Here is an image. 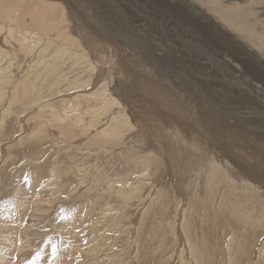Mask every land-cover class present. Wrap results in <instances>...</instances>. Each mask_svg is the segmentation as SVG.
I'll return each mask as SVG.
<instances>
[{
  "label": "rangeland",
  "instance_id": "374dc122",
  "mask_svg": "<svg viewBox=\"0 0 264 264\" xmlns=\"http://www.w3.org/2000/svg\"><path fill=\"white\" fill-rule=\"evenodd\" d=\"M35 1L37 3L40 2L41 6L51 5L53 7L51 9L52 12L50 14L46 13L44 15L46 17L44 18H47V21L51 23L55 21L59 24L51 31V34L48 32L44 35L46 39L42 38L38 41L36 48H45L46 50H36V57L37 53L39 56L41 54L44 56L47 55L45 56V59L48 62H53L52 60L57 57L58 59H56H60L59 61L61 63L65 62L64 65L68 66L67 68H72L79 63H83L81 65L82 68L84 65V70L82 69L83 73L85 74L87 71V74L85 75L88 76L84 75L83 77H86L85 81H88V83L83 81L84 86L72 89L71 86H69V80L64 81V78L60 76L64 71L62 68L57 71L60 72V75L58 74L57 77H53L50 74L51 70H47V67H40L41 69L36 68L34 70L33 66L30 65L32 59L29 57V54L24 55L21 62L10 58L5 59L3 56L12 52V48H20L21 38L28 37L35 41L32 36H28V33H26L25 30L29 33L37 32L38 27L30 20V17L33 15V12L31 14L33 8L28 9V12L21 19L14 21L18 22V25H15L14 23V28L12 29L8 28L9 24L7 23L10 21H2L0 18V41H2L0 42V73H2L0 74V264H196L195 258L192 255L199 250L203 251V249L205 252L206 250L210 251L209 248H211V242L209 243V240H212L211 237L214 238L216 234L215 231H217V227L215 224L220 223L219 221L221 219L219 220V218L222 214H225V206L228 205L229 208L232 207L231 212H233V210L236 211L235 205H237L238 202L234 198L239 195V187L241 186L240 179H242L243 176L255 185V189H260L257 190L258 193L255 189H251L255 196H252V199H254L249 203L250 205H255V208H257V206L262 207H258L257 209V211L259 210V212H261V216L252 213L251 220L244 219V222L248 228H250V226L252 227L253 232L251 234L253 237L256 236L254 238L255 241L253 240L254 247L250 249L251 263L253 264V262H255V264H262L264 260L261 257L264 255V253H262L264 252V250H262L264 249V168L262 167V165L264 166V129H262L264 128V117L261 114L262 111H264V58H262L264 56L262 53H257L254 48L252 50L249 46L250 44L244 41V35L237 34L221 21H218V19L209 12L210 10L207 8L204 0L203 2L200 0H90L91 4L87 0H66L70 5L64 4L63 0H48V3L46 2L47 0ZM220 1H225L224 3L227 2L226 0ZM234 1L238 3L246 2V0H232V2ZM250 1L251 0H249V2ZM255 1L259 4L264 0ZM56 4H59V6ZM92 4L96 6L93 8ZM100 4L103 5V7H98ZM133 5L136 7L134 8ZM251 6H253V4H251ZM58 7L60 8L59 10ZM67 8L68 10H66ZM248 9L249 7L246 8L245 12L248 11ZM113 10H115V12H113ZM117 10L118 12H116ZM140 10L142 11L140 12ZM74 11L76 14H73L75 13ZM102 11L104 13H102ZM246 13L248 14V12ZM230 15L232 14H229V17ZM72 16L73 18H71ZM56 17L58 21L55 19ZM151 17L153 18L151 19ZM249 17L250 16L247 15V19L244 20L245 24L252 21L249 20L251 18ZM100 18L101 20H99ZM98 23H101L100 26ZM257 23L262 25H256ZM67 24L68 26H66ZM80 24H84L86 28L92 27V35L96 33L94 36H102V38L99 37L101 41L94 36H87L85 31L78 27ZM254 24L256 29L260 30L258 32L262 33V36L264 37V17H259L254 20ZM96 25L98 26L96 27ZM157 27L158 29H156ZM3 28L6 29L4 30ZM15 31L18 33H14ZM134 32L135 34H133ZM118 33L123 35H119ZM65 36L70 37L75 43H69L67 45L64 42V39H66ZM140 38H142V41ZM121 39L123 43L121 42ZM135 39L140 42H136ZM132 40H134L135 43ZM47 42L50 43L49 47L46 45ZM52 43H54V45H52ZM142 44L147 45L148 48L147 46L146 48L145 46L142 47ZM124 45L125 47H123ZM192 46L194 47L192 48ZM129 47L130 49H128ZM140 48H142V50H140ZM69 51H72L73 56H75L70 57L69 54H67ZM111 51L113 53H111ZM107 52L109 53L107 54ZM227 53L235 55L241 62V64L239 62L233 63L236 64V66L229 67L232 69L231 72H234V74L239 77V80L237 79V81L231 79V76H228L226 72L227 66L224 65L225 63L223 62L222 57ZM119 56L124 60V63L131 68L130 73L135 76L134 80H132L133 86L121 87L120 89L118 88L119 90H116L115 87L114 89H111V86L114 85L113 72L117 69V61L120 59ZM149 56L151 58H149ZM63 58L66 59L63 60ZM104 58L112 59L105 60ZM136 59L140 61L137 62L138 60ZM107 61L110 62L106 63ZM151 61L156 62L162 69L164 67L166 68L162 71L163 76L160 78L162 81L156 75L154 76L148 71V63ZM212 61H215V63ZM95 63L97 65H95ZM209 67L211 68V71ZM6 68L9 70L7 71ZM16 68H20V71H17ZM204 68L206 70H204ZM21 69L22 71L25 70L24 73ZM166 71L169 72V79L165 75ZM18 72L20 73L18 74ZM32 72L34 73L32 74ZM197 72L200 73L199 76ZM26 73H30L31 75L29 76V74L27 75ZM179 73L183 75L184 73L188 74L191 80L188 81L189 79L184 78V76H181ZM242 75H245V77ZM97 76L100 77L98 78ZM107 76L110 77V79ZM18 78L20 79L17 80ZM212 78L218 80L222 79L223 81L228 80V83L219 82L217 84V89L219 90L218 92H221L228 100H234L231 104L218 101L215 97L216 93H212L209 89L206 90L207 85L204 81L212 83ZM11 79L13 80L12 83ZM103 79L110 80L109 92L111 93L109 94L113 97L116 96L115 99H117V103L121 105L120 108L123 109L122 111H125L124 113L128 116L132 129L126 131L116 141L105 142L102 144L104 138L101 135L103 133H99L109 125L110 119L108 116L112 115V117H114L115 114L113 112L115 110L117 111L118 106L117 104H114L103 108L102 106L100 107L98 102L85 97V95L95 93L98 89L96 86H100L104 81ZM91 80L93 81L91 82ZM233 81L238 83L235 84ZM191 82H194L196 85L195 88L200 91L196 92L195 89L193 90L194 87L191 86ZM61 83L63 85L62 88H70V92H59L53 95L54 97L44 96L46 95L43 94L44 88H46L45 86L52 88L55 84ZM5 84L7 85L6 87ZM27 84H29V86ZM234 84L236 86H234ZM34 85H36V87H34ZM245 86L246 89L244 88L243 90L241 87ZM28 87L30 88L27 89ZM202 91H206L205 94L210 95L206 96ZM10 92L11 94L9 95ZM237 92L240 94L239 96H237ZM60 93H62V95ZM197 93L199 95L202 94L206 101L202 99L200 100ZM24 97L26 98L24 99ZM49 97H51L50 100ZM211 98L216 101L213 100V102H211ZM63 99H69L72 101L74 99L77 100L76 102H78V104L73 109L70 106L65 105L62 102ZM255 99L256 101H261L263 107H259L262 111L258 108L257 103H255ZM46 101L50 103L49 109L48 102ZM80 101L82 103H80ZM45 104H47V108L45 107ZM239 104L242 105L243 108L235 109L234 107ZM210 105L214 106L215 110L219 109L216 111L217 113H220L223 109L220 114L225 113L224 117L230 116L229 118H233V121L238 122L237 124L239 125H236L235 123L237 127L234 125H231L230 127L227 125L228 122L225 121L226 119H224V117L222 118L223 120L221 119L220 121L218 118H214V116L212 117V115L208 114V111L214 113V110H211L212 108H210ZM229 105L232 109H230L231 107ZM67 107H70L71 109H68ZM180 109L182 111H180ZM247 109L251 110L247 111ZM226 110H230L229 113H223V111ZM84 112L88 113L86 114ZM53 114L55 117L52 119L50 115ZM122 115L123 114H119V117ZM89 117H93L95 118V121L98 120L100 122L92 129L93 131L85 126L86 123L84 120L88 121ZM81 119H83L82 122ZM241 119H245V121L243 122ZM239 120L245 125L243 126L239 123ZM62 123L65 126H63ZM18 124L20 126H18ZM256 127L261 130L256 129ZM62 128H66L65 131H63ZM97 128L99 129L97 130ZM94 133L98 134V138H96L95 142L90 143L89 139L95 135ZM258 134H260V136ZM62 137L65 139L64 141H62ZM212 137L215 140L211 139ZM254 138H256V140ZM68 139L69 141H67ZM99 139H101V144H98L100 143ZM214 143H216V145ZM192 144L194 146H192ZM199 146L203 149H200ZM170 147L171 151L169 150ZM69 148L70 150H68ZM204 148L210 153H207L206 150L202 151ZM99 151L102 152L100 153ZM176 152L179 154L177 153V155ZM134 154L135 157L133 156ZM208 154L210 156L213 154L211 156L214 159L212 163L214 168L218 171L216 172V181L220 186L218 185V190L215 191L218 196L216 195V200L214 199V202L217 201L218 203L216 202L214 204L213 202L212 205L209 204V208H206L207 206H198L202 204V201H193L192 204L188 199L187 193L192 191L197 181L200 182V184L202 181L205 182V175L201 176L202 174H200L201 172L199 170L201 169L203 172L205 168L209 167L207 164H209L210 160L203 161L205 159L204 155L209 157L207 156ZM94 156L95 160H91L94 159ZM229 157L236 159L238 164L243 162L245 164L249 163L252 167H249L250 169H248V166L246 167L247 169L244 167L245 175L241 173L243 175L241 178L237 173L234 175L231 173L233 176H230L231 174L229 175L226 172L223 164L217 162V159L222 162L229 161ZM141 158L142 160H140ZM148 158L150 159L148 160ZM87 159L89 164H84L83 161ZM144 159L146 161H144ZM147 161H149L147 164L148 166H144ZM204 163H207L206 166ZM158 165L159 167H157ZM193 167H196L197 170ZM232 169L237 171L236 167H232ZM230 183H235L236 189ZM174 188L175 190L173 192ZM198 188L201 193H204V189H202V187L200 188L199 184ZM228 189L231 191L229 192ZM126 193L128 194L126 195ZM172 193L174 194L172 195ZM221 193L224 194V196ZM226 193L228 196H226ZM179 197L182 200L179 199ZM169 199H171V201ZM221 199H223L224 202ZM254 202L259 203L256 204ZM183 204L185 205L183 206ZM190 204L197 207L193 210V208H191L193 206ZM202 213L204 214L202 215ZM182 215L188 217L183 218ZM226 215L228 216L229 214ZM226 215H222L223 219L221 220V223L222 221L223 223L226 221ZM192 217H194V219ZM213 219L217 222L215 223ZM166 221H172V223L170 224ZM190 224L192 228L190 227ZM224 224H227L228 227L226 232H230L229 235L232 236L233 230H231V223L226 222ZM207 227H213L211 230H213L214 233L213 231L209 233L210 229ZM232 227L236 228V224L232 225ZM238 230L241 231L240 229ZM242 231V233H246L248 230L244 228ZM170 242L173 243L171 244ZM261 243L263 244L261 245ZM173 249L175 250L173 251ZM257 254L259 256H257ZM208 258L213 261L217 259L212 255H208ZM227 260H230V262L234 264L232 261L235 260L232 257L229 259L227 258ZM215 264H217V262Z\"/></svg>",
  "mask_w": 264,
  "mask_h": 264
},
{
  "label": "bare ground",
  "instance_id": "6f19581e",
  "mask_svg": "<svg viewBox=\"0 0 264 264\" xmlns=\"http://www.w3.org/2000/svg\"><path fill=\"white\" fill-rule=\"evenodd\" d=\"M41 1V0H40ZM44 1V0H43ZM64 2V4H66V5H68L69 4V0L68 1H66V0H63ZM72 1V0H71ZM89 3H90V0H87ZM97 1V0H96ZM114 1V0H113ZM112 1V2H113ZM127 1V0H126ZM130 1V0H129ZM199 1V0H198ZM200 1H202L203 2V0H200ZM227 2L226 3H224V2H222V1H220V0H204V2H205V4L207 5V8L210 10L209 12L210 13H212L217 19H218V21H221L223 24H225L228 28H230L232 31H235L237 34H242V35H244L243 36V38L245 39L244 41H246L247 43H249L250 45V47L252 48V50H253V48H254V50H256V52L257 53H262V55L264 56V37L262 36V33H260V32H258V31H260V30H258V29H256V27H255V24H254V20H256V19H258L259 17H264V1H261L259 4L255 1V0H251L250 2H249V0H246V2L245 3H238V2H232V0H230V1H228V0H226ZM237 1V0H236ZM47 3H48V0L46 1ZM51 2V1H50ZM50 2H49V4H50ZM62 2V1H61ZM133 2V1H132ZM42 4H44L43 2H41ZM54 3H55V1H54ZM58 3V2H57ZM107 3V2H106ZM114 3V2H113ZM118 3V2H117ZM135 3V2H134ZM164 3V2H163ZM249 3V4H248ZM39 6H37V5ZM91 4V3H90ZM101 4H103V3H101ZM100 4V6H98V7H103V5H101ZM204 4V5H205ZM251 4H253V6H251ZM255 4H257V5H255ZM47 5V4H46ZM56 5H58L59 6V4H56ZM55 5V6H56ZM70 5V4H69ZM86 5V4H85ZM89 5V4H88ZM93 5V4H92ZM91 5V6H92ZM99 5V4H98ZM108 5H109V3H108ZM107 5V6H108ZM122 5V4H121ZM125 5V4H124ZM129 5V4H128ZM136 5V4H135ZM185 5V4H184ZM80 6V5H79ZM96 6V5H95ZM94 5H93V8L95 7ZM119 6V5H118ZM127 6V5H126ZM137 6H139V5H137ZM141 6V5H140ZM43 7H45V8H43ZM57 7V6H56ZM66 7H68V6H66ZM66 7H64V8H66ZM86 7V6H85ZM84 7V8H85ZM133 7H134V5H133ZM136 7V6H135ZM134 7V8H135ZM247 7H249V9H248V11H246V12H248V14L245 12V10H246V8ZM30 8H33V11H31V14H32V12H33V15L30 17V20H31V22L32 23H34L37 27H38V30H37V32H28L27 30H25L26 31V33H28V36L30 35V36H32L34 39H35V41H33V40H31V39H29L28 37L27 38H21L22 40L20 41V48L19 49H14V48H12L11 50H12V52H10V53H7V54H5V56H3L5 59H8V58H10V59H14V60H16V61H22V58H23V56L24 55H27V54H29V57L32 59V63H30V65H32L33 66V68H34V70L36 69V68H40V67H47V70H51V72H50V74L53 76V77H57L58 76V74L60 73V72H57V71H59L60 70V68H62L64 71H63V73L60 75L62 78H64L63 80L64 81H68L69 80V82H70V85L69 86H71V88L73 89V88H78V87H81V86H84V84H83V81H85V79H86V77H83L85 74H87V71H86V73L84 74L83 73V70H84V65H83V68L81 67V65L83 64H81V63H79V64H77L76 66H74V67H72V68H67L68 66H65L64 65V63H61L59 60H57L56 58L55 59H53L52 61L53 62H48L46 59H45V56H47V55H42L41 54V52H40V56H39V54L37 53V57H36V50H46L45 48H36V44H38V41L39 40H41L42 38H45L44 37V35L45 34H47L48 32H50V34L52 33L51 31L53 30V29H55L59 24H57V22H53V23H51V22H49V21H47V18L45 19L44 17H46V16H44L46 13L48 14H50L51 12H52V6L50 5H47V6H41L40 5V2L39 3H37L35 0H12V1H7V0H0V18H1V20L3 21V20H8V21H10L9 23H7V24H9V29L11 28H14V23H15V25H18V22H14V21H17V19L19 20V19H21L27 12H28V9H30ZM39 8H40V10H39ZM62 8V7H61ZM63 8V9H64ZM74 8V7H73ZM109 8V7H108ZM124 8V7H123ZM127 8V7H126ZM60 8L58 7V10H59ZM99 9V8H98ZM104 9V8H103ZM105 9H106V6H105ZM140 9H141V7H140ZM181 9V8H180ZM32 10V9H31ZM66 10H68V8L66 9ZM95 10V9H94ZM109 10H111V9H109ZM116 10V9H115ZM115 10H113V12H115ZM119 10V9H118ZM118 10L116 11V12H118ZM132 10V9H131ZM144 10H145V8H144ZM71 11V10H70ZM77 11V10H76ZM93 11V10H92ZM100 11V10H99ZM98 11V12H99ZM126 11V10H125ZM142 10H140V12H141ZM63 12V11H62ZM72 12V11H71ZM70 12V13H71ZM75 12V11H74ZM94 12H96V11H94ZM101 12V11H100ZM111 12V11H110ZM112 12V13H113ZM135 12V11H134ZM137 12H138V10H137ZM136 12V13H137ZM144 12V11H143ZM102 13H104L103 11H102ZM146 13V12H145ZM73 14H76V12L75 13H73ZM77 14H79V13H77ZM89 14V13H88ZM106 14V13H105ZM114 14V13H113ZM121 14H122V12H121ZM142 14V13H141ZM229 14H232V15H230V17H229ZM58 15V14H57ZM69 15H72V14H69ZM91 15V14H90ZM107 15V14H106ZM138 15H140V14H138ZM247 15H249L250 17V19L249 20H252L251 22H247L246 24H245V22H244V20H246L247 19ZM47 16H49V15H47ZM93 16V15H92ZM91 16V17H92ZM97 16V15H96ZM110 16V15H109ZM29 17V16H28ZM58 17H60V16H58ZM122 17H124V16H122ZM141 17H142V15H141ZM162 17V16H161ZM209 17V16H208ZM50 18V17H49ZM71 18H73V16L71 17ZM97 18V17H96ZM147 18V17H146ZM153 17H151V19H152ZM52 19V18H51ZM50 19V20H51ZM56 20H57V17L55 18ZM75 19V18H74ZM91 20H93V19H91ZM95 20V19H94ZM96 20H98V19H96ZM99 20H101V18L99 19ZM98 20V21H99ZM141 20V19H140ZM147 20V19H146ZM260 20H262V19H260ZM58 21V20H57ZM64 21V20H63ZM138 21V20H137ZM175 21V20H174ZM205 21V20H204ZM125 22H126V20H125ZM149 22V21H148ZM152 22V21H151ZM150 22V23H151ZM96 23H97V21H96ZM104 23V22H103ZM109 23V22H108ZM149 23V24H150ZM165 23V22H164ZM213 23V22H212ZM255 23H256V21H255ZM262 23V22H261ZM101 24V23H100ZM100 24L98 23V25L100 26ZM126 24V23H125ZM136 24V23H135ZM160 24V23H159ZM260 24V23H259ZM258 23L256 24V25H259ZM23 25V24H22ZM86 25H87V23H86ZM93 25H94V23H93ZM98 25H96V27L98 26ZM103 25V24H102ZM154 25V24H153ZM262 24H260V26H261ZM24 26V25H23ZM26 26H28V25H26ZM66 26H68V24L66 25ZM65 26V27H66ZM148 26V25H147ZM155 26V25H154ZM153 26V27H154ZM260 26H258V27H260ZM2 27V26H1ZM6 27V26H5ZM65 27H63V28H65ZM79 28H81V29H83L84 31H85V33H86V35L87 36H89V37H91V36H94V35H92L93 33L91 32L92 31V27L91 28H86L85 26H84V24L83 25H81L80 24V26H78ZM88 27H89V25H88ZM117 27V26H116ZM137 27V26H136ZM156 27V26H155ZM28 28V27H27ZM115 28V27H114ZM160 28H161V26H160ZM191 28V27H190ZM219 28V27H218ZM4 29V28H3ZM6 29V28H5ZM4 29V30H5ZM29 29V28H28ZM37 29V28H36ZM74 29H76V28H74ZM117 29V28H116ZM156 29H158V27L156 28ZM173 29V28H172ZM33 30H35V29H33ZM118 30V29H117ZM1 31V30H0ZM24 31V30H23ZM72 31V30H71ZM70 31V32H71ZM94 31V30H93ZM100 31H102V30H100ZM133 31H134V29H133ZM168 31V30H167ZM218 31V30H217ZM7 32V31H6ZM10 32V31H9ZM13 32V31H12ZM64 32V31H63ZM97 32V31H96ZM103 32V31H102ZM101 32V33H102ZM105 32V31H104ZM113 32V31H112ZM142 32V31H141ZM165 32V31H164ZM3 33V32H2ZM14 33H18V32H14ZM61 33V32H60ZM221 33V32H220ZM260 33V34H259ZM9 34V33H8ZM55 34V33H54ZM66 34V33H65ZM106 34H108V33H106ZM105 34V35H106ZM119 35H123V34H120V33H118ZM132 34V33H131ZM133 34H135V32L133 33ZM166 34V33H165ZM207 34V33H206ZM12 35V34H11ZM10 35V36H11ZM18 35V34H17ZM67 35V34H66ZM102 35V34H101ZM118 35V36H119ZM1 36V35H0ZM7 36V35H6ZM61 36H62V34H61ZM117 36V35H116ZM125 36V35H124ZM134 36H136V35H134ZM165 36V35H164ZM206 36V35H205ZM4 37V36H3ZM12 37H13V35H12ZM11 37V38H12ZM22 37H24V36H22ZM55 37V36H54ZM66 37V39H64L65 41V43L68 45L69 43L70 44H74L75 42H74V40H72L70 37H68V36H65ZM94 37H96V38H98V40H100L101 41V39H99V37L100 38H102V36H100L99 35V37H97V36H94ZM106 37V36H105ZM115 37V36H114ZM149 37V36H148ZM210 37V36H209ZM8 38V37H7ZM10 38V37H9ZM31 38V37H30ZM48 38V37H47ZM56 38H57V36H56ZM122 38V37H121ZM125 38H126V36H125ZM132 38V37H131ZM135 38H137V37H135ZM160 38V37H159ZM218 38V37H217ZM231 38V37H230ZM46 39V38H45ZM106 39H107V37H106ZM105 39V40H106ZM116 39V38H115ZM119 39H120V37H119ZM142 38H140V40H141ZM193 39V38H192ZM1 40V39H0ZM12 40V39H11ZM108 40V39H107ZM117 40H118V38H117ZM131 40V39H130ZM136 40V39H135ZM9 41V40H8ZM76 41V40H75ZM128 41V40H127ZM133 42H134V40H132ZM142 41V40H141ZM177 41V40H176ZM0 42H2V41H0ZM6 42V41H5ZM15 42V41H14ZM37 42V43H36ZM42 42H44V41H42ZM61 42H63V41H61ZM77 42H80V41H77ZM76 42V43H77ZM121 42H122V39H121ZM129 42V41H128ZM131 42V41H130ZM136 42H140V41H138V40H136ZM234 42V41H233ZM7 43V42H6ZM56 43V42H55ZM123 43V42H122ZM135 43V42H134ZM145 43H146V41H145ZM167 43V42H166ZM236 43V42H235ZM11 44H12V42H11ZM50 43L49 42H47L46 43V45H47V47H49L50 45H49ZM80 44V43H79ZM78 44V45H79ZM104 44H105V42H104ZM111 44H113V43H111ZM147 44V43H146ZM150 44V43H149ZM239 44V43H238ZM52 45H54V43H52ZM110 45V44H109ZM108 45V46H109ZM121 45V44H120ZM125 45H127V44H125ZM125 45L123 46V47H125ZM133 45V44H132ZM135 45V44H134ZM137 45H139V44H137ZM167 45V44H166ZM203 45V44H202ZM232 45V44H231ZM15 46V45H14ZM142 47L143 46H145V48H146V46L147 45H141ZM163 46V45H162ZM182 46V45H181ZM199 46V45H198ZM16 47V46H15ZM18 47H19V45H18ZM43 47V46H42ZM55 47V46H54ZM70 47V46H69ZM127 47V46H126ZM194 46H192V48H193ZM248 47V46H247ZM4 48V47H3ZM109 48H111V47H109ZM115 48V47H114ZM135 48V47H134ZM139 48V47H138ZM137 48V49H138ZM144 48V49H145ZM147 48H148V46H147ZM199 48H201V47H199ZM209 48V47H208ZM106 49V48H105ZM128 49H130V47L128 48ZM133 49V48H132ZM143 49V50H144ZM154 49V48H153ZM33 50H35V51H33ZM57 50H58V48H57ZM117 50V49H116ZM140 50H142V48H140ZM148 50V49H147ZM185 50V49H184ZM194 50H195V48H194ZM202 50V49H201ZM200 50V51H201ZM83 51V50H82ZM150 51V50H149ZM186 51V50H185ZM45 52V51H44ZM105 52V51H104ZM141 52H143V51H141ZM202 52V51H201ZM86 53V52H85ZM109 52H107V54H108ZM111 53H113L112 51H111ZM147 53H148V51H147ZM47 54V53H46ZM49 54V53H48ZM66 54V53H65ZM67 54H69V56L70 57H74L73 56V52L72 51H69V52H67ZM66 54V55H67ZM103 54V53H102ZM106 54V55H107ZM208 54V53H207ZM211 54V53H210ZM86 55V54H85ZM105 55V56H106ZM110 55V54H109ZM134 55V54H133ZM132 55V56H133ZM148 55V54H147ZM215 55V54H214ZM224 55V54H223ZM259 55V54H258ZM91 56V55H90ZM89 56V57H90ZM113 56V55H112ZM112 56H109V57H112ZM145 56V55H144ZM220 56V55H219ZM115 57V56H114ZM154 57V56H153ZM213 57V56H212ZM216 57V56H215ZM225 57H227V58H225ZM116 58V57H115ZM119 58H120V56H119ZM146 58V57H145ZM149 58H151L150 56H149ZM218 58V57H217ZM221 58V57H220ZM262 58H264V57H262ZM64 59H66V58H63V60ZM105 59V58H104ZM110 59H112V58H109V59H105V60H110ZM208 59V58H207ZM211 59V58H210ZM214 59H216V58H214ZM222 59H223V62L225 63L224 65H226L227 67V74H228V76L230 75L231 76V79H233V80H236L237 81V79L239 78L236 74H234V72L232 73L231 72V70L232 69H230L232 66H236V64H233V63H236V62H239L240 64H241V62H240V60L238 59V58H236V56L235 55H232V54H229V53H227V54H225V56H223L222 57ZM230 59V60H229ZM3 60V59H2ZM1 60V61H2ZM99 60V59H98ZM136 60H138V59H136ZM135 60V61H136ZM153 60V59H152ZM160 60V59H159ZM6 61V60H5ZM99 61H101V60H99ZM114 61V60H113ZM140 60H138L137 62H139ZM157 61V60H156ZM218 61H219V59H218ZM253 61V60H252ZM30 62V61H29ZM63 62V61H62ZM93 62V61H92ZM103 62V61H102ZM108 62H110V61H107L106 63H108ZM118 63H117V69H115V73L113 72V77H114V85H112L111 86V89H114V87H115V89L116 90H119L121 87H126V86H133V82H132V80H134V76L135 75H133L132 73H130L131 72V68H129L128 66H127V64L126 63H124V60L123 59H119L118 61H117ZM158 62V61H157ZM200 62V61H199ZM198 62V63H199ZM210 62V61H209ZM213 62V61H212ZM9 63V62H8ZM7 63V64H8ZM12 63V62H11ZM114 63V62H113ZM172 63V62H171ZM213 63H215V61L213 62ZM246 63V62H245ZM10 64V63H9ZM13 64V63H12ZM72 64V63H71ZM149 64V66H148V71L149 72H151V74H153L154 76L156 75L159 79L163 76V74H162V71L163 70H165L164 68L162 69L158 64H159V62H158V64L156 63V62H153V61H151L150 63H148ZM181 64V63H180ZM29 65V64H28ZM29 65V66H30ZM94 65V64H93ZM95 65H97L96 63H95ZM99 65V64H98ZM143 65V64H142ZM187 65V64H186ZM215 65V64H214ZM213 65V66H214ZM217 65V64H216ZM222 65V64H221ZM9 66H11V65H9ZM20 66V65H19ZM72 66V65H71ZM177 66V65H176ZM240 66V65H239ZM247 66V65H246ZM15 67V66H14ZM25 67H28V66H25ZM97 67V66H96ZM110 67V66H109ZM114 67V66H113ZM173 67V66H172ZM178 67V66H177ZM230 67V68H229ZM249 67V66H248ZM5 68V67H4ZM9 68V67H8ZM105 68V67H104ZM103 68V69H104ZM203 68V67H202ZM210 68V67H209ZM214 68V67H213ZM218 68V67H217ZM216 68V69H217ZM7 69V68H6ZM17 69V71H20L19 69L20 68H16ZM32 69V68H31ZM31 69H29V70H31ZM41 69V68H40ZM83 69V70H82ZM113 69V68H112ZM146 69V68H145ZM175 69V68H174ZM191 69H192V67H191ZM9 69H7V71H8ZM11 70V69H10ZM14 70V69H13ZM44 70V69H43ZM43 70H41V71H43ZM53 70V71H52ZM107 70H110V69H107ZM147 70V69H146ZM177 70V69H176ZM204 70H206L205 68H204ZM209 70V69H208ZM207 70V71H208ZM237 70V69H236ZM2 71V70H1ZM12 71V70H11ZM21 71H22V69H21ZM25 71V70H24ZM24 71H22L23 73H24ZM102 71V70H101ZM103 71H105V70H103ZM210 71H211V68H210ZM216 71V70H215ZM246 71V70H245ZM5 72V71H4ZM21 72V73H22ZM28 72V71H27ZM147 72V71H146ZM194 72V71H193ZM218 72V71H217ZM237 72V71H236ZM253 72V71H252ZM6 73V72H5ZM8 73V72H7ZM15 73H16V71H15ZM20 72H18V74H19ZM34 72H32V74H33ZM37 73V72H36ZM104 73V72H103ZM198 73V76H199V72H197ZM242 73V72H241ZM0 74H2V73H0ZM27 74V73H26ZM29 74V76L31 75L30 73H28ZM27 74V75H28ZM38 74V73H37ZM41 74H43V73H41ZM179 74H181V73H179ZM209 74H210V72H209ZM217 74V73H216ZM216 74H213V75H216ZM240 74V73H239ZM22 75V74H21ZM20 75V76H21ZM35 75V74H34ZM40 75V74H39ZM38 75V76H39ZM166 77H168V79H169V72L168 71H166ZM183 74H181V76H182ZM189 75H191V74H189ZM193 75V74H192ZM202 75H204V74H202ZM6 76V75H5ZM33 76V75H32ZM85 76H87V75H85ZM175 76H177V75H175ZM184 78H187V79H189L188 81H190L191 79H190V77L188 76V74H186V73H184ZM207 76V75H206ZM211 76V75H210ZM243 77H245V75H242ZM19 77V76H18ZM88 77V76H87ZM98 77V76H97ZM100 77V76H99ZM98 77V78H99ZM108 77V76H107ZM171 77V76H170ZM209 77V76H208ZM217 77V76H216ZM250 77V76H249ZM1 78H3V77H1ZM24 78H25V80H26V77L24 76ZM33 78V77H32ZM109 79H110V77H108ZM157 78V79H158ZM177 78V77H176ZM215 78V77H214ZM4 79V78H3ZM20 78H18L17 80H19ZM21 79H22V77H21ZM30 79V78H29ZM38 79H39V77H38ZM42 79H43V77H42ZM49 79V78H48ZM156 79V78H155ZM158 79V80H159ZM172 79V78H171ZM170 79V80H171ZM178 79V78H177ZM199 79V78H198ZM213 79V78H212ZM12 80V79H11ZM24 80V81H25ZM45 80V79H44ZM61 80V79H60ZM59 80V81H60ZM100 80V79H99ZM104 81H103V83L100 85V86H96V88H98L97 89V91L95 92V93H91V94H87V95H85V97H87V98H89V99H92V100H94V101H96V102H98V104L100 105V107L102 106L103 108H105V106H112V105H114V104H117V106H118V109H117V111H116V113H115V111L113 112L115 115H114V117H112V115H109L108 117H109V119H110V123H109V125L107 124V123H105L106 125H108L106 128H104V130L103 131H101L99 134H102L101 136L104 138L103 140H102V144L103 143H108V142H113V141H116L119 137H121L126 131H129L130 129H132V126H131V124H130V120L128 119V116L122 111L123 109H121L120 108V104L119 103H117V99H115V97H113L112 95H110L109 93H111V92H109V89H110V87H109V84H110V80H105V79H103ZM161 80V79H160ZM167 80V79H166ZM184 80V79H183ZM201 80H202V78H201ZM204 80V79H203ZM210 80V79H209ZM239 80V79H238ZM27 81V80H26ZM28 81H30V80H28ZM41 81V80H40ZM49 81V80H48ZM58 81V82H59ZM93 80H91V82H92ZM162 81V80H161ZM175 81V80H174ZM181 81V80H180ZM212 81V83H210V82H207V81H204V82H206V85H207V87H206V90L207 89H209V91H211L212 93H216V95H215V97L218 99V101H222V102H227L228 104H231L232 103V101H234V100H232V99H227L226 97H224V95L221 93V92H218L219 90L217 89L218 88V83L219 82H225V83H228L227 81H223L222 79L221 80H218V79H213V80H211ZM13 82V80L11 81V83ZM17 82V81H16ZM32 82V81H31ZM44 82H46V81H44ZM51 82V81H50ZM88 83V81H85V83ZM172 82V81H171ZM177 82V81H176ZM182 82V81H181ZM185 82V81H184ZM183 82V83H184ZM234 82V81H233ZM254 82V81H253ZM10 83V84H11ZM23 83V82H22ZM21 83V84H22ZM25 83V82H24ZM36 83H38V82H36ZM39 83H41V82H39ZM55 83V82H54ZM64 83H66V82H64ZM173 83V82H172ZM235 83V82H234ZM238 83V82H237ZM237 83H235V84H237ZM243 83H244V81H243ZM26 84V83H25ZM30 84V83H29ZM29 84H27L28 86H29ZM34 84V83H33ZM93 84V83H92ZM97 84V83H96ZM168 84V83H167ZM178 84V83H177ZM189 84V83H188ZM187 84V85H188ZM205 84V83H204ZM210 84H212V85H210ZM234 84V86H236ZM262 84V83H261ZM260 84V85H261ZM7 85H8V83H7ZM6 84H5V87L7 86ZM174 85V84H173ZM10 86V85H9ZM8 86V87H9ZM40 86V85H39ZM42 86V85H41ZM50 86V85H49ZM66 86H68V85H66ZM68 86V87H69ZM177 86V85H176ZM181 86H182V83H181ZM191 86L192 87H194L193 88V90L195 89V91L196 92H198V91H200V90H198L197 88H195V83L194 82H191ZM233 86V85H232ZM256 86V85H255ZM19 87V86H18ZM27 87V86H26ZM34 87H36V85H34ZM46 88H44V91H43V94H46V95H44V96H53V95H55V94H57V93H59V92H64V91H69V89L70 88H62L63 87V85H62V83L61 84H55L52 88L51 87H48V86H45ZM175 87V86H174ZM185 87H187V86H185ZM191 87V88H192ZM238 87V86H237ZM259 87V86H258ZM12 88V87H11ZM17 88V87H16ZM30 87H28L27 89H29ZM119 88V89H118ZM177 88H179V87H177ZM235 88V87H234ZM243 90H244V88L246 89V86L245 87H241ZM6 89V88H5ZM21 89V88H20ZM26 89V88H25ZM42 89H43V87H42ZM87 89V88H86ZM85 89V90H86ZM132 89V88H131ZM181 89V88H180ZM183 89V88H182ZM185 89V88H184ZM233 89V88H232ZM263 89V88H262ZM11 90V89H10ZM79 90H81V89H79ZM79 90H77V91H79ZM96 90V89H95ZM228 90V89H227ZM240 90V89H239ZM17 91V90H16ZM72 91V90H71ZM75 91V90H74ZM143 91V90H142ZM180 91V90H179ZM182 91V90H181ZM238 91V90H237ZM18 92V91H17ZM34 92V91H33ZM70 92V91H69ZM116 92V91H115ZM114 92V93H115ZM117 92H120V91H117ZM202 92H204V91H202ZM225 92V91H224ZM223 92V93H224ZM66 93H68V92H66ZM80 93V92H79ZM78 93V94H79ZM82 93V92H81ZM85 93V92H84ZM113 93V94H114ZM199 93H201V92H199ZM206 93V91L204 92V94ZM235 93V92H234ZM238 93V92H237ZM1 94V93H0ZM11 94V92L9 93V95ZM20 94V93H19ZM19 94H18V96H19ZM27 94V93H26ZM61 95H62V93H60ZM118 94V93H117ZM116 94V95H117ZM236 94V93H235ZM30 95H32V94H30ZM36 95H38V94H36ZM197 95L200 97V100L202 99V100H204V101H206V99L203 97V95L201 96V95H199L198 93H197ZM206 95V94H205ZM208 95H210V94H208ZM208 95H206V96H208ZM213 95V94H212ZM240 94L238 93L237 94V96H239ZM79 96V95H78ZM77 96V97H78ZM118 96V95H117ZM175 96H176V94H175ZM185 96V95H184ZM233 96H234V94H233ZM23 97V96H22ZM54 97V96H53ZM253 97V96H252ZM26 97H24V99H25ZM34 98V97H33ZM50 98L51 97H49V100H50ZM84 98V97H83ZM176 98V97H175ZM230 98V97H229ZM7 99V98H6ZM23 99V100H24ZM58 99H60V98H58ZM58 99H56V100H58ZM79 99H80V97H79ZM30 100V99H29ZM41 100V99H40ZM44 100V99H43ZM47 100V99H46ZM124 100V99H123ZM180 100V99H179ZM208 100V99H207ZM210 100V99H209ZM211 102H213V100H215V99H212L211 98ZM237 100V99H236ZM250 100V99H249ZM4 101V100H3ZM32 101V100H31ZM52 101V100H51ZM77 100H74L73 99V101L72 100H69V99H63L62 100V102L65 104V105H68V106H70L71 108H75V106L78 104V102H76ZM204 101H203V103H204ZM216 101V100H215ZM252 101V100H251ZM255 101H256V99H255ZM10 102V101H9ZM33 102V101H32ZM41 102V101H40ZM42 102H44V101H42ZM46 102H48V101H46ZM53 102V101H52ZM55 102V101H54ZM123 102V101H122ZM202 102V101H201ZM237 102H239V101H237ZM56 103V102H55ZM60 103V102H59ZM80 103H82L81 101H80ZM79 103V104H80ZM235 103V102H234ZM240 103H242V102H240ZM255 103H257V106H258V108L259 109H261L259 106H262L263 107V105H262V103H261V101H256ZM6 104V103H5ZM41 104V103H40ZM49 102H48V109H49ZM214 104V103H213ZM216 104V103H215ZM225 104V103H224ZM36 105V104H35ZM46 105L47 104H45V107H46ZM53 105V104H52ZM123 105V104H122ZM220 105V104H219ZM79 106V105H78ZM206 106H207V103H206ZM211 106V105H210ZM225 106V105H224ZM230 106V105H229ZM244 106H246V105H244ZM248 106V105H247ZM256 106V105H255ZM24 107V106H23ZM27 107V106H26ZM29 107V106H28ZM33 107H35V106H33ZM42 107V106H41ZM64 107V106H63ZM66 107V106H65ZM68 108V109H71V108ZM218 107V106H217ZM231 107V106H230ZM2 108V107H1ZM47 108V107H46ZM56 108V107H55ZM98 108V107H97ZM115 108V107H114ZM125 108V107H124ZM210 108H212L211 110L216 114L217 112L216 111H218V110H215V108H214V106H211ZM219 108V107H218ZM223 108V107H222ZM225 108V107H224ZM235 109L236 108H240V109H242L243 108V106L242 105H237V106H235L234 107ZM264 108V107H263ZM44 109V108H43ZM80 109H82V108H80ZM102 109V108H101ZM116 109V108H115ZM227 109V108H226ZM230 109H232V107L230 108ZM234 109V110H235ZM1 110V109H0ZM41 110V109H40ZM57 110V109H56ZM55 110V111H56ZM114 110V109H113ZM125 110V109H124ZM221 110V109H220ZM223 110V109H222ZM222 110H221V112H222ZM246 110V109H245ZM248 110H251V109H247V111ZM256 110V109H255ZM42 111H44V110H42ZM41 111V112H42ZM93 111V110H92ZM180 111H182L181 109H180ZM193 111V110H192ZM230 111V110H229ZM229 111H223V113L224 112H228L229 113ZM239 111V110H238ZM242 111V110H241ZM244 111V110H243ZM261 111H262V109H261ZM23 112V111H22ZM65 112V111H64ZM68 112V111H67ZM69 112H70V110H69ZM220 112V113H221ZM231 112H233V111H231ZM230 112V113H231ZM250 112V111H249ZM248 112V113H249ZM14 113V112H13ZM13 113H12V115H13ZM26 113V112H25ZM40 113V112H39ZM44 113V112H43ZM57 113V112H56ZM84 113H86V112H84ZM88 113V112H87ZM86 113V114H87ZM214 113H212V112H210V111H208V114H210V115H212V117L214 116V118H218L219 119V121L224 117V114H220L219 112V115H218V113L215 115ZM257 113H259V112H257ZM16 114V113H15ZM18 114V113H17ZM46 114V113H45ZM49 114V113H48ZM68 114V113H67ZM72 114V113H71ZM85 114V115H86ZM119 114H123L121 117H119ZM130 114V113H129ZM184 114H186V113H184ZM232 114V113H231ZM231 114H229V115H231ZM262 116L264 117V111H262ZM47 115V114H46ZM45 115V116H46ZM61 115V114H60ZM131 115V114H130ZM228 115V114H227ZM234 115V114H233ZM249 115V114H248ZM23 116V115H22ZM22 116H20V117H22ZM37 116H39V115H37ZM67 116V115H66ZM116 116V117H115ZM192 116V115H191ZM240 116V115H239ZM243 116V115H242ZM258 116V115H257ZM40 117V116H39ZM49 117V116H48ZM50 117L53 119V117H55L54 116V114L53 115H50ZM71 117V116H70ZM83 117V116H82ZM107 117V116H106ZM107 117V118H108ZM187 117H190V116H187ZM230 117V116H229ZM229 117H224V119H226L225 121L226 122H228L227 123V125L228 126H230L231 127V125H234V126H236V125H239V124H237L238 122H235V121H233V118H229ZM241 117V116H240ZM33 118V117H32ZM35 118H37V117H35ZM34 118V119H35ZM57 118H59V117H57ZM63 118V117H62ZM67 118V117H66ZM192 118V117H191ZM204 118V117H203ZM18 119V118H17ZM47 119V118H46ZM55 119V118H54ZM69 119V118H68ZM195 119V118H194ZM202 119V118H201ZM238 119V118H237ZM19 120V119H18ZM49 120V119H48ZM57 120V119H56ZM198 120V119H197ZM223 120V119H222ZM243 122L245 121V119L243 120V119H241ZM241 120H239V123H241L243 126L245 125L243 122H240ZM20 121V120H19ZM18 121V122H19ZM34 121V120H33ZM40 121V120H39ZM52 121V120H51ZM66 121V120H65ZM83 121V119H81V122ZM100 121H102V120H100ZM194 121V120H193ZM238 121V120H237ZM14 122V121H13ZM84 122L86 123H83V124H85V126H87V128L89 129V130H91V131H93L92 129L93 128H95L100 122L98 121V120H96L95 121V118H93V117H89L88 118V121H85L84 120ZM106 122V121H105ZM132 122H133V120H132ZM180 122H182V121H180ZM12 123V122H11ZM52 123V122H51ZM135 123H137V122H135ZM209 123V122H208ZM222 123V122H221ZM233 123V124H232ZM235 123H236V125H235ZM21 124V123H20ZM173 124V123H172ZM181 124V123H180ZM211 124V123H210ZM213 124H217V123H213ZM255 124H256V122H255ZM257 124H259V123H257ZM33 125V124H32ZM48 125V124H47ZM60 125V124H59ZM62 125H63V123H62ZM241 125V126H242ZM252 125V124H251ZM18 126H20L19 124H18ZM45 126V125H44ZM63 126H65V125H63ZM134 126H135V124H134ZM166 126V125H165ZM174 126V125H173ZM184 126V125H183ZM199 126V125H198ZM223 126H225V125H223ZM67 127V126H66ZM71 127V126H70ZM140 127V126H139ZM156 127V126H155ZM237 127V126H236ZM255 127V126H254ZM21 128V127H20ZM45 128V127H44ZM51 128V127H50ZM163 128V127H162ZM190 128V127H189ZM225 128H227V127H225ZM239 128H240V126H239ZM252 128V127H251ZM250 128V129H251ZM52 129V128H51ZM55 129V128H54ZM63 129V131H65V129L66 128H62ZM71 129V128H70ZM99 128H97V130H98ZM160 129H161V127H160ZM176 129V128H175ZM221 129V128H220ZM228 129V128H227ZM256 129H260V128H258V127H256ZM262 129H264V128H262ZM20 130V129H19ZM42 130V129H41ZM49 130V129H48ZM181 130V129H180ZM230 130V129H229ZM254 130V129H253ZM261 130V129H260ZM16 131V130H15ZM163 131V130H162ZM177 131V130H176ZM186 131V130H185ZM83 132V131H82ZM87 132V131H86ZM94 132H96V131H94ZM155 132V131H154ZM184 132V131H183ZM196 132V131H195ZM214 132V131H213ZM258 132V131H257ZM37 133V132H36ZM54 133V132H53ZM52 133V134H53ZM206 133V132H205ZM208 133H209V131H208ZM212 133V132H211ZM247 133V132H246ZM249 133H251V132H249ZM248 133V134H249ZM39 134V133H38ZM51 134V133H50ZM87 134V133H86ZM95 134V133H94ZM161 134H162V132H161ZM180 134V133H179ZM183 134V133H182ZM188 134V133H187ZM229 134V133H228ZM241 134V133H240ZM247 134V135H248ZM252 134V133H251ZM12 135V134H11ZM14 135V134H13ZM74 135V134H73ZM93 135V134H92ZM135 135V134H134ZM189 135V134H188ZM198 135V134H197ZM212 135V134H211ZM231 135V134H230ZM229 135V136H230ZM253 135V134H252ZM259 136H260V134H258ZM48 136V135H47ZM51 136V135H50ZM54 136V135H53ZM131 136V135H130ZM194 136V135H193ZM250 136V135H249ZM38 137V136H37ZM163 137V136H162ZM168 137V136H167ZM187 137V136H186ZM204 137V136H203ZM210 137V136H209ZM251 137V136H250ZM63 138V137H62ZM86 138V137H85ZM96 138H98V134H95L94 136H92L89 140V142L90 143H93V142H95L96 141ZM100 138V137H99ZM158 138V137H157ZM169 138V137H168ZM195 138V137H194ZM202 138V137H201ZM264 138V137H263ZM30 139V138H29ZM47 139V138H46ZM139 139V138H138ZM197 139H198V137H197ZM211 139H213V140H215L213 137L211 138ZM255 140H256V138H254ZM65 139L63 138V140L62 141H64ZM101 139H99V141H100ZM122 140V139H121ZM149 140V139H148ZM159 140V139H158ZM187 140V139H186ZM261 140V139H260ZM37 141V140H36ZM67 141H69V139L67 140ZM98 141V142H99ZM138 141V140H137ZM157 141V140H156ZM196 141V140H195ZM204 141V140H203ZM221 142V141H220ZM242 142V141H241ZM65 143H67V142H65ZM136 143V142H135ZM149 143V142H148ZM195 143V142H194ZM250 143V142H249ZM261 143V142H260ZM61 144H63V143H61ZM83 144V143H82ZM98 144H101V141H100V143H98ZM121 144V143H120ZM158 144H160V143H158ZM162 144V143H161ZM170 144V143H169ZM182 144V143H181ZM186 144V143H185ZM215 145H216V143H214ZM259 144V143H258ZM262 144V143H261ZM39 145V144H38ZM69 145V144H68ZM122 145V144H121ZM132 145H133V142H132ZM182 145H184V144H182ZM187 145V144H186ZM199 145V144H198ZM204 145V144H203ZM263 145V144H262ZM14 146V145H13ZM63 146V145H62ZM78 146V145H77ZM77 146H75V147H77ZM147 146V145H146ZM185 146V145H184ZM192 146H194L193 144H192ZM191 146V147H192ZM239 146V145H238ZM67 147V146H66ZM71 147V146H70ZM95 147V146H94ZM107 147V146H106ZM115 147V146H114ZM113 147V148H114ZM135 147V146H134ZM163 147V146H162ZM190 147V148H191ZM206 147H208V146H206ZM226 147V146H225ZM245 147V146H244ZM31 148V147H30ZM40 148V147H39ZM102 148V147H101ZM108 148V147H107ZM133 148V147H132ZM164 148V147H163ZM167 148H169V147H167ZM189 148V149H190ZM194 148V147H193ZM199 148H200V146H199ZM142 149V148H141ZM188 149V148H187ZM200 149H203V148H200ZM249 149V148H248ZM39 150V149H38ZM68 150H70V148L68 149ZM88 150V149H87ZM103 150V149H102ZM170 151H171V147H170V149H169ZM206 149L204 148V150H202V151H205ZM221 150V149H220ZM35 151V150H34ZM152 151V150H151ZM174 151V150H173ZM229 151V150H228ZM254 151V150H253ZM100 153L102 152V151H99ZM158 152H160V151H158ZM179 152V151H178ZM178 152H176V154L178 153ZM199 152H200V150H199ZM206 152L207 153H210L208 150H206ZM255 152V151H254ZM37 153V152H36ZM92 153V152H91ZM121 153V152H120ZM133 153V152H132ZM195 153V152H194ZM193 153V154H194ZM224 153V152H223ZM261 153V152H260ZM54 154V153H53ZM118 154V153H117ZM170 154V153H169ZM179 154V153H178ZM177 154V155H178ZM183 154H184V152H183ZM191 154V153H190ZM189 154V155H190ZM202 154H203V152H202ZM206 154V153H205ZM2 155V154H1ZM104 155V154H103ZM138 155V154H137ZM177 155H175V156H177ZM187 155V154H186ZM213 155V154H212ZM211 155V156H212ZM226 155V154H225ZM234 155V154H233ZM14 156V155H13ZM35 156V155H34ZM87 156V155H86ZM97 156V155H96ZM134 157H135V154L133 155ZM181 156V155H180ZM197 156V155H196ZM205 157V159L203 160V161H206V160H210V162L209 161H207V162H209V164H207V165H209V167L208 168H205V170H203V172H202V170L200 169H198L201 173L200 174H202L201 176H203V175H205V182H203L202 181V183L200 184V182H196V184H195V187H193V189H192V191H189V193H187V195H188V199L192 202V204H193V201H196V202H198V201H202V204H200V205H198L199 207H201L202 205L203 206H207L206 208H209L208 206H209V204H211L212 205V203L214 202V199L216 198V192L215 191H217L218 189V185H219V183L216 181V178H217V173L216 172H218L215 168H214V166H213V161H214V159L208 154L207 156H209V157H206V155H204ZM224 156V155H223ZM235 156V155H234ZM256 156V155H255ZM4 157V156H3ZM32 157V156H31ZM99 157V156H98ZM97 157V158H98ZM116 157V156H115ZM117 157H119V156H117ZM122 157V156H121ZM133 157V158H134ZM148 157H150V156H148ZM157 157V156H156ZM182 157V156H181ZM184 157V156H183ZM262 157V156H261ZM5 158V157H4ZM34 158V157H33ZM36 158V157H35ZM97 158H96V160H97ZM158 158V157H157ZM160 158V157H159ZM170 158V157H169ZM189 158V157H188ZM206 158H208V159H206ZM264 158V157H263ZM81 159V158H80ZM79 159V160H80ZM135 159V158H134ZM145 159H147V158H145ZM144 159V161H146ZM150 158H148V160H149ZM182 159V158H181ZM229 159V161H230V163H229V161H221V160H219V159H217V162H219L220 164H223V167L226 169V172L230 175L231 173H233V175L235 174V173H237V174H239L240 175V178H241V176H243L241 173H243L244 174V167L246 168L247 166H248V169H250L252 166L249 164V163H247V164H245L243 161V163H240V164H238V162H237V160L236 159H234L233 157H229L228 158ZM9 160H12V159H9ZM91 160H95V156H94V159H91ZM101 160V159H100ZM123 160V159H122ZM136 160V159H135ZM140 160H142V158L140 159ZM139 160V161H140ZM175 160V159H174ZM189 160V159H188ZM191 160V159H190ZM212 160V161H211ZM226 160V159H225ZM260 160V159H259ZM83 161V160H82ZM103 161V160H102ZM131 161V160H130ZM163 161H164V159H163ZM187 161V160H186ZM200 161V160H199ZM215 161H216V159H215ZM81 162V161H80ZM84 162V164H87L88 163V159L87 160H85V161H83ZM82 162V163H83ZM98 162V161H97ZM101 162V161H100ZM105 162H106V159H105ZM126 162V161H125ZM151 162H153V161H151ZM159 162V161H158ZM180 162V161H179ZM182 162V161H181ZM197 162V161H196ZM239 162H241V161H239ZM261 162V161H260ZM141 163H142V161H141ZM144 163V162H143ZM149 163V161H147L146 162V164H144V166L145 165H147ZM198 163V162H197ZM196 163V164H197ZM262 163V162H261ZM264 163V162H263ZM7 164V163H6ZM78 164H80V163H78ZM89 164V163H88ZM101 164V163H100ZM205 164V163H204ZM206 164H205V166H206ZM255 164V163H254ZM259 164V163H258ZM7 165H9V164H7ZM81 165V164H80ZM99 165V164H98ZM111 165V164H110ZM109 165V166H110ZM177 165V164H176ZM179 165H180V163H179ZM185 165V164H184ZM201 165V164H200ZM199 165V166H200ZM202 165H203V162H202ZM242 165H244V166H242ZM148 166V165H147ZM161 166V165H160ZM193 166H195V165H193ZM107 167V166H106ZM155 167H156V164H155ZM157 167H159V165L157 166ZM197 167H198V165H197ZM232 167H236V170L237 171H234L233 169H232ZM250 167V168H249ZM262 167L264 168V166L262 165ZM261 167V168H262ZM143 168V167H142ZM149 168V167H148ZM187 168V167H186ZM194 168V167H193ZM200 168V167H199ZM255 168V167H254ZM7 169V168H6ZM5 169V170H6ZM76 169H78V168H76ZM145 169V168H144ZM194 169H196V167L194 168ZM204 169V168H203ZM235 169V168H234ZM247 169V168H246ZM11 170V169H10ZM64 170V169H63ZM151 170H153V169H151ZM159 170V169H158ZM158 170H157V172H158ZM176 170V169H175ZM192 170V169H191ZM197 170V169H196ZM207 170H208V172H207ZM261 170V169H260ZM49 171V170H48ZM147 171V170H146ZM185 171V170H184ZM252 171V170H251ZM254 171V170H253ZM76 172V171H75ZM153 172H155V171H153ZM196 172V171H195ZM246 172V171H245ZM146 173V172H145ZM152 173V172H151ZM150 173V174H151ZM189 173H192V172H189ZM189 173H186V174H189ZM197 173H199V172H197ZM196 173V174H197ZM252 173V172H251ZM264 173V172H263ZM76 174H78V173H76ZM180 174V173H179ZM254 174V173H253ZM259 174V173H258ZM58 175V174H57ZM73 175V174H72ZM147 175V174H146ZM157 175V174H156ZM193 175H194V173H193ZM225 175V174H224ZM232 174L230 175V176H233ZM245 175V174H244ZM153 176V175H152ZM246 176H248V175H246ZM263 176V175H262ZM261 176V177H262ZM145 177V176H144ZM238 177V176H237ZM11 178V177H10ZM9 178V179H10ZM58 178V177H57ZM194 178V177H193ZM202 178V177H201ZM239 178V177H238ZM258 178V177H257ZM260 178V177H259ZM8 179V180H9ZM199 179H200V177H199ZM202 179H204V178H202ZM11 180V179H10ZM178 180V179H177ZM224 180V179H223ZM222 180V181H223ZM229 180V179H228ZM233 180V179H232ZM241 180V186L239 187L240 188V192H239V195L238 196H235L236 198H234V199H236V201L238 202L237 203V205H235L236 206V211L235 210H233V212H231L232 210V207L231 208H229V206L228 205H226L227 204V202H226V206H225V214H222V215H226V214H229L227 217H225V219H226V221L224 222V223H231V230H233V234H232V236H230L229 234H230V232L229 233H227L226 231H227V229H228V227H227V224H224L223 223V221H222V223H221V220L223 219L222 218V215H221V217L219 218V222L220 223H216L217 221H215L214 219V221H215V226L217 227L216 229H217V231H215L216 232V234H215V236H214V238H212L211 237V239L212 240H209V243L211 244L210 246H211V248H209L210 249V251H208V250H206V252H205V250L203 249V251L202 250H199V251H197L195 254H193L192 256L195 258V261H196V264H215L216 262H217V264H232L231 262H230V260L228 261L227 260V258L229 259L230 257H232L235 261H232V262H234V264H235V262H236V264H252L251 263V258H250V249L251 248H253L254 247V242H253V240H254V238L256 237L255 235V237H253V235L251 234L252 232H253V229H252V227L250 226V228H248L247 226H246V224H245V222H244V219H246V220H249L250 218H251V216H252V213H254V215H257V216H261V212H259V210L257 211V209H258V207L259 206H257V208H255L253 205H250V203L253 201V199H252V196H255V194L254 193H252V190L251 189H255L256 187H255V185H253L252 184V182L250 181V180H248V179H246L244 176L242 177V179H240ZM14 181V180H13ZM181 181V180H180ZM200 181V180H199ZM182 182V181H181ZM185 182V181H184ZM183 182V183H184ZM228 182V181H227ZM11 183H12V181H11ZM178 184V183H177ZM176 184V185H177ZM194 184V183H193ZM198 184H199V186H200V188L202 187V189H204V193H201L200 191H199V188H198ZM232 186H234V188L236 189V186H235V183H230ZM239 184V183H238ZM237 184V185H238ZM184 185V184H183ZM204 185V186H203ZM220 186V185H219ZM224 186V185H223ZM164 187V186H163ZM167 187V186H166ZM184 187V186H183ZM182 187V188H183ZM226 187V186H225ZM64 188V187H63ZM168 188V187H167ZM180 188V187H179ZM186 188V187H185ZM188 188V187H187ZM229 188H231V187H229ZM163 189V188H162ZM169 189V188H168ZM178 189V188H177ZM234 189V190H235ZM137 190V189H136ZM167 190V189H166ZM174 190H175V188L173 189V192H174ZM219 190H220V188H219ZM229 190V189H228ZM233 190V189H232ZM251 190V191H250ZM256 190V192H257V190H260V189H255ZM177 191V190H176ZM178 191H179V189H178ZM177 191V192H178ZM231 190H229V192H230ZM219 192V191H218ZM255 192V193H256ZM262 192V191H261ZM129 193V192H128ZM128 193H126V195L128 194ZM224 193V192H223ZM258 193V192H257ZM53 194V193H52ZM174 193H172V195H173ZM222 194V193H221ZM227 194V193H226ZM63 195V194H62ZM223 196H224V194H222ZM221 195V196H222ZM237 195V194H236ZM259 195V194H258ZM257 195V196H258ZM262 195V194H261ZM179 196H180V194H179ZM184 196H186V195H184ZM218 196V195H217ZM226 196H228V194L226 195ZM130 197V196H129ZM128 197V198H129ZM166 197H167V195H166ZM170 197V196H169ZM264 197V196H263ZM168 198V197H167ZM166 198V199H167ZM182 198H183V196H182ZM222 198V197H221ZM127 199V198H126ZM179 199H181L180 197H179ZM218 199V198H217ZM233 199V200H234ZM256 199V198H255ZM170 201H171V199H169ZM182 200V199H181ZM216 200V199H215ZM223 202H224V200L223 199H221ZM226 200V199H225ZM261 200V199H260ZM260 200H259V202H260ZM167 201V200H166ZM169 201V202H170ZM183 201H184V199H183ZM235 201V202H236ZM181 202V201H180ZM217 202V201H216ZM216 202H214V204L216 203ZM250 202V203H249ZM258 202V203H259ZM187 203V202H186ZM218 203V202H217ZM254 203H256V204H258L257 202H254ZM261 203V202H260ZM192 204H190V205H192ZM223 204V203H222ZM185 204H183V206H184ZM189 205V206H190ZM218 205V204H217ZM234 205H233V208H234ZM193 207H191V208H193V210L195 209V207H197V206H195L194 207V205H192ZM222 206V205H221ZM261 206V205H260ZM167 207V206H166ZM214 207V206H213ZM218 207V206H217ZM254 207V208H253ZM186 208V207H185ZM190 208V207H189ZM191 208H190V210H191ZM241 208V209H240ZM245 208V209H244ZM259 208H262V207H259ZM263 208H264V206H263ZM167 209H169V208H167ZM182 209V208H181ZM217 209V208H216ZM240 209V210H239ZM182 210H184V209H182ZM202 210V209H201ZM206 210V209H205ZM214 210V209H213ZM256 210V211H255ZM261 210H263V209H261ZM196 211V210H195ZM166 212H167V210H166ZM179 212H181V211H179ZM184 212V211H183ZM182 212V213H183ZM194 212V211H193ZM187 213V212H186ZM190 213V212H189ZM189 213H188V215H189ZM205 213V212H204ZM204 213H202V215L204 214ZM219 213V212H218ZM178 214V213H177ZM173 215V214H172ZM185 215V214H184ZM184 215H182V217L183 218H185V217H188V216H185L184 217ZM215 215V214H214ZM169 216V215H168ZM191 216H192V214H191ZM190 216V217H191ZM211 216H212V214H211ZM210 216V217H211ZM170 218V217H169ZM193 219H194V217H192ZM150 219V218H149ZM148 219V220H149ZM171 219V218H170ZM170 219H169V221H170ZM173 219V218H172ZM202 219V218H201ZM211 219V218H210ZM230 220V221H229ZM251 220V219H250ZM169 221H166V222H169ZM229 221V222H228ZM173 222H174V220H173ZM187 222V221H186ZM195 222V221H194ZM197 222H198V220H197ZM248 222V221H247ZM252 222V221H251ZM144 223H146V222H144ZM170 224L172 223V221L171 222H169ZM190 223H192V222H190ZM249 223V222H248ZM155 224V223H154ZM164 224H165V222H164ZM169 224V225H170ZM174 224V223H173ZM172 224V225H173ZM184 224V223H183ZM202 225H204L203 223H201ZM213 224V225H214ZM236 224V228H234V227H232V225H235ZM239 224V225H238ZM144 225V224H143ZM145 226V225H144ZM148 226V225H147ZM181 226V225H180ZM197 226H199V225H197ZM190 227L192 228V226H191V224H190ZM214 227V226H213ZM213 227H207V228H209L210 229V232L209 233H211L213 230H211V229H213ZM254 227V226H253ZM162 228V227H161ZM166 228H168V227H166ZM244 228H246V230H248L246 233H242L243 231L242 230H244ZM151 229V228H150ZM163 229V228H162ZM174 229V228H173ZM215 229V230H216ZM238 229H240L241 231H239ZM255 229V228H254ZM164 230V229H163ZM222 231H223V233H222ZM263 231H264V229H263ZM262 231V232H263ZM149 232V231H148ZM168 232V231H167ZM209 233H207V234H209ZM213 233H214V231H213ZM222 233V234H221ZM255 233V232H254ZM230 236V238L228 239V235ZM259 235H261V234H259ZM258 235V236H259ZM211 236H212V234H211ZM257 236V237H258ZM260 237V236H259ZM258 237V238H259ZM172 238V237H171ZM264 238V237H263ZM235 239V240H234ZM261 239V238H260ZM173 240H174V238H173ZM172 240V241H173ZM199 240V239H198ZM259 240V239H258ZM263 240V239H262ZM255 241V240H254ZM171 243V242H170ZM173 243V242H172ZM171 243V244H172ZM177 243V242H176ZM175 243V244H176ZM195 243V242H194ZM206 243V242H205ZM151 244V243H150ZM257 244H258V242H257ZM263 243H261V245H262ZM142 245V244H141ZM168 245V244H167ZM183 245V244H182ZM189 245H191V244H189ZM256 245V244H255ZM143 246V245H142ZM172 246V245H171ZM176 246V245H175ZM209 246V245H208ZM207 246V247H208ZM264 246V245H263ZM169 247V246H168ZM177 247V246H176ZM195 247V246H194ZM194 247H193V249H194ZM205 247V246H204ZM259 247V246H258ZM175 248V247H174ZM185 248V247H184ZM187 248V247H186ZM257 248V247H256ZM196 249V248H195ZM175 249H173V251H174ZM262 250H264V249H262ZM253 251H254V249H253ZM261 252V251H260ZM186 253V252H185ZM252 253V252H251ZM262 253H264V252H262ZM261 253V254H262ZM208 255L210 256V255H212L213 257L215 256V258H217L216 260H211V259H209L208 258ZM256 255V254H255ZM187 256V255H186ZM252 256H253V254H252ZM257 256H259L258 254H257ZM173 257V256H172ZM189 257V256H188ZM192 257V258H193ZM255 257V256H254ZM262 257V259H264V255L263 256H261ZM253 258V257H252ZM256 258V257H255ZM255 258H253V259H255ZM187 259V258H186ZM260 259V258H259ZM167 262V261H166ZM215 262V263H214ZM262 262V261H261ZM258 263V262H257ZM253 264H255V262H253ZM262 264H264V260H263V262H262Z\"/></svg>",
  "mask_w": 264,
  "mask_h": 264
}]
</instances>
